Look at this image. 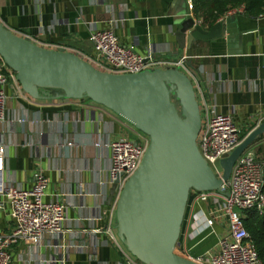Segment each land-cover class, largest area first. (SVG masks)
I'll list each match as a JSON object with an SVG mask.
<instances>
[{"label":"crops","instance_id":"1","mask_svg":"<svg viewBox=\"0 0 264 264\" xmlns=\"http://www.w3.org/2000/svg\"><path fill=\"white\" fill-rule=\"evenodd\" d=\"M191 12L207 30L232 16L236 30L228 39L225 32L180 48L175 32L189 13L185 0H0L5 27L35 37L46 48L52 43L63 47L56 50L92 56L91 32L111 29L122 45L140 55L151 50L155 58L170 61L188 55L186 66L194 77L201 118L211 111L230 114L243 139L264 122V14L238 10L208 24ZM47 90L48 97L33 98L18 93L11 81L5 86V116L0 122V143L6 147L4 181L28 189L41 172L47 180L43 200L64 205L65 220L59 233L12 245L11 264H131L126 252L134 262L135 257L105 231L109 222L115 227L116 204V193L106 204L111 187L108 145L121 138L133 140L138 131L88 98H66L61 90ZM247 150L256 161H264V133ZM204 214L205 205L190 195L177 254L195 257L215 250L226 226L206 227ZM12 227L8 210L0 212V232Z\"/></svg>","mask_w":264,"mask_h":264},{"label":"water","instance_id":"2","mask_svg":"<svg viewBox=\"0 0 264 264\" xmlns=\"http://www.w3.org/2000/svg\"><path fill=\"white\" fill-rule=\"evenodd\" d=\"M188 15L175 32L180 48L225 32L228 39L236 30L232 16L221 18L207 30ZM0 58L30 97L46 98L49 88L61 90L66 98H88L148 137L137 169L116 200L117 237L143 264H198L175 252L189 196L193 191H224L234 162L264 133V122L220 159L222 174L218 177L198 149L200 109L190 78L178 68L103 72L72 52L44 48L15 35L1 20ZM118 181L111 184L106 204L117 192Z\"/></svg>","mask_w":264,"mask_h":264},{"label":"built area","instance_id":"3","mask_svg":"<svg viewBox=\"0 0 264 264\" xmlns=\"http://www.w3.org/2000/svg\"><path fill=\"white\" fill-rule=\"evenodd\" d=\"M185 1L191 14L193 0ZM238 10L243 11V7L231 9L227 13H235ZM10 30L15 35L43 47L42 42L35 37ZM90 40L94 55H83L80 58L100 71L125 74L152 70L156 67H170L178 68L186 73L191 81L194 80L186 66L188 55H182L175 61L155 58L151 50L146 55H140L132 46L122 45L111 29L92 31ZM48 46L50 47L48 49L56 50L55 48L61 47L63 50L62 46L56 44L49 43ZM0 61V122H2L7 99L6 84L11 81L21 95L24 91L15 73L11 69L6 70L1 58ZM262 120L264 117L260 121ZM240 132L230 114L211 111L203 119L201 118L197 146L216 176L220 177L222 174L220 159L229 155L242 140ZM137 138V140L121 138L108 145L110 166L107 180L112 184L117 178L119 179L116 200L121 187L137 169L148 146V137L138 133ZM5 154V144L0 143V212L8 210L13 221L10 231L0 232V264H11L12 245L29 238L38 240L45 235L59 233L62 230L65 206L58 202L43 200L47 180L41 172L36 173L35 180L28 189L6 184L4 181ZM190 195L193 201L203 203L206 207L205 226L211 227L214 223H219L226 226V231L218 238L215 250L187 258L198 264H261L256 247L243 225V211L255 209L258 214L264 211V161H256L254 154L245 149L234 162L230 176L224 184V191H193ZM105 231L118 245L113 223L109 222ZM125 255L129 263L143 264L136 260L134 262L127 252Z\"/></svg>","mask_w":264,"mask_h":264},{"label":"trees","instance_id":"4","mask_svg":"<svg viewBox=\"0 0 264 264\" xmlns=\"http://www.w3.org/2000/svg\"><path fill=\"white\" fill-rule=\"evenodd\" d=\"M240 6L243 7V12L247 15L264 14V0H193L194 13L200 14L203 21L208 24L214 23L229 10ZM243 136L244 134L240 138ZM243 225L250 234L261 264H264V211L262 214H258L255 209L243 211ZM136 261L140 262L137 259Z\"/></svg>","mask_w":264,"mask_h":264},{"label":"rangeland","instance_id":"5","mask_svg":"<svg viewBox=\"0 0 264 264\" xmlns=\"http://www.w3.org/2000/svg\"><path fill=\"white\" fill-rule=\"evenodd\" d=\"M172 100H175L173 96H172ZM137 131H138V130H137ZM138 133H140V135L143 136V137H147V136H146L144 133H142L141 131H138ZM137 139H138V138H137V136L135 135L133 140H137ZM121 243L123 244V242H121ZM123 246H125V245L123 244Z\"/></svg>","mask_w":264,"mask_h":264},{"label":"flooded vegetation","instance_id":"6","mask_svg":"<svg viewBox=\"0 0 264 264\" xmlns=\"http://www.w3.org/2000/svg\"><path fill=\"white\" fill-rule=\"evenodd\" d=\"M176 105H177V103H176ZM177 107H178V105H177Z\"/></svg>","mask_w":264,"mask_h":264}]
</instances>
